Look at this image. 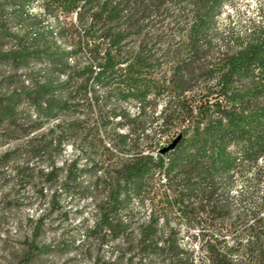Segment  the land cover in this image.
Masks as SVG:
<instances>
[{"label": "trees", "instance_id": "trees-1", "mask_svg": "<svg viewBox=\"0 0 264 264\" xmlns=\"http://www.w3.org/2000/svg\"><path fill=\"white\" fill-rule=\"evenodd\" d=\"M233 3L0 0V163L45 157L135 264H198L192 229L201 264H264V1L241 34Z\"/></svg>", "mask_w": 264, "mask_h": 264}, {"label": "rangeland", "instance_id": "rangeland-1", "mask_svg": "<svg viewBox=\"0 0 264 264\" xmlns=\"http://www.w3.org/2000/svg\"><path fill=\"white\" fill-rule=\"evenodd\" d=\"M263 1L234 0L221 19L222 32L241 34L252 20L260 17ZM14 47L15 41L0 38V50ZM0 68L8 69L3 64ZM6 148L0 147V155ZM66 152V156L57 159L58 164L73 157L71 148ZM44 158H22L21 170L17 169V163H0V264H135L137 259L129 260L135 251L123 255L130 247L123 239L88 233L96 218L98 199L62 195L60 207L53 205L51 192L40 173ZM241 186L239 183L235 190ZM149 208L147 205L143 209L142 220L147 219ZM197 234L198 230L192 229V235H186L185 241L196 249L201 264L202 253L195 246L198 241L192 243L189 239ZM46 246L51 250H40Z\"/></svg>", "mask_w": 264, "mask_h": 264}, {"label": "water", "instance_id": "water-1", "mask_svg": "<svg viewBox=\"0 0 264 264\" xmlns=\"http://www.w3.org/2000/svg\"><path fill=\"white\" fill-rule=\"evenodd\" d=\"M176 142H177V139L174 140L171 144H169L166 148H164L163 151H168L172 149L175 146Z\"/></svg>", "mask_w": 264, "mask_h": 264}]
</instances>
